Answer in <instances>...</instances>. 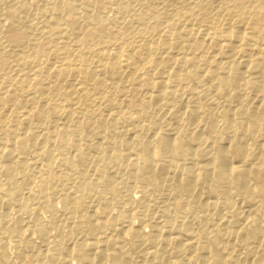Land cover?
Segmentation results:
<instances>
[{
	"label": "bare ground",
	"instance_id": "1",
	"mask_svg": "<svg viewBox=\"0 0 264 264\" xmlns=\"http://www.w3.org/2000/svg\"><path fill=\"white\" fill-rule=\"evenodd\" d=\"M0 264H264V0H0Z\"/></svg>",
	"mask_w": 264,
	"mask_h": 264
},
{
	"label": "rangeland",
	"instance_id": "2",
	"mask_svg": "<svg viewBox=\"0 0 264 264\" xmlns=\"http://www.w3.org/2000/svg\"><path fill=\"white\" fill-rule=\"evenodd\" d=\"M6 205V206H5ZM9 206H7V204H4L3 206H1V209L3 210V211H7L9 208H8ZM7 208V209H6Z\"/></svg>",
	"mask_w": 264,
	"mask_h": 264
}]
</instances>
